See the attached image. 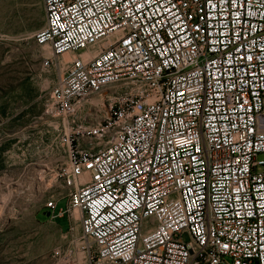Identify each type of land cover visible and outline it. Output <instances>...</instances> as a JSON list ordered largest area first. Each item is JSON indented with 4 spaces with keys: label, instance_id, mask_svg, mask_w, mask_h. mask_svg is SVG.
<instances>
[{
    "label": "built area",
    "instance_id": "2783aa9c",
    "mask_svg": "<svg viewBox=\"0 0 264 264\" xmlns=\"http://www.w3.org/2000/svg\"><path fill=\"white\" fill-rule=\"evenodd\" d=\"M41 4L34 42L72 55L42 210L83 240L51 264H264V0Z\"/></svg>",
    "mask_w": 264,
    "mask_h": 264
},
{
    "label": "rangeland",
    "instance_id": "374dc122",
    "mask_svg": "<svg viewBox=\"0 0 264 264\" xmlns=\"http://www.w3.org/2000/svg\"><path fill=\"white\" fill-rule=\"evenodd\" d=\"M44 23L41 0H0V264H51L55 249L83 242L78 223L69 231L66 216L53 223L42 210L41 178L66 151L61 127L45 115L61 72L34 42Z\"/></svg>",
    "mask_w": 264,
    "mask_h": 264
},
{
    "label": "bare ground",
    "instance_id": "6f19581e",
    "mask_svg": "<svg viewBox=\"0 0 264 264\" xmlns=\"http://www.w3.org/2000/svg\"><path fill=\"white\" fill-rule=\"evenodd\" d=\"M98 44H93V45H90L89 47H87L83 52V55L84 57L88 58V57H92L95 55V51H92L97 47ZM47 48V47H46ZM72 55L71 53H63L59 58H58V61L56 63V69L62 73V71L66 68L67 66V63L70 61ZM61 59V62L59 61Z\"/></svg>",
    "mask_w": 264,
    "mask_h": 264
},
{
    "label": "water",
    "instance_id": "95a60500",
    "mask_svg": "<svg viewBox=\"0 0 264 264\" xmlns=\"http://www.w3.org/2000/svg\"><path fill=\"white\" fill-rule=\"evenodd\" d=\"M43 215H44L45 217H48V216H49V214H48V213H43Z\"/></svg>",
    "mask_w": 264,
    "mask_h": 264
},
{
    "label": "crops",
    "instance_id": "0c3cea01",
    "mask_svg": "<svg viewBox=\"0 0 264 264\" xmlns=\"http://www.w3.org/2000/svg\"><path fill=\"white\" fill-rule=\"evenodd\" d=\"M60 62H61V59L59 60ZM54 66H56V65H54ZM54 223V222H53ZM62 230V229H61ZM63 231V230H62Z\"/></svg>",
    "mask_w": 264,
    "mask_h": 264
}]
</instances>
